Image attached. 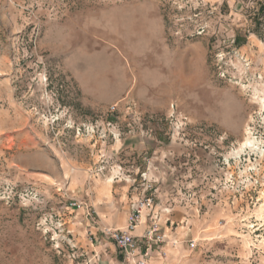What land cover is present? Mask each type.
Instances as JSON below:
<instances>
[{
    "label": "rangeland",
    "instance_id": "rangeland-1",
    "mask_svg": "<svg viewBox=\"0 0 264 264\" xmlns=\"http://www.w3.org/2000/svg\"><path fill=\"white\" fill-rule=\"evenodd\" d=\"M100 171L229 213L169 264H264V0H0V264L88 263Z\"/></svg>",
    "mask_w": 264,
    "mask_h": 264
},
{
    "label": "crops",
    "instance_id": "crops-1",
    "mask_svg": "<svg viewBox=\"0 0 264 264\" xmlns=\"http://www.w3.org/2000/svg\"><path fill=\"white\" fill-rule=\"evenodd\" d=\"M124 150L126 151V156L135 155L137 152L140 154L138 149L132 147H127ZM182 150L184 151V149ZM183 151L181 153H184ZM104 168L105 166L101 167V169ZM166 168H168V164L165 163L164 169ZM100 173L102 176L99 179H95L93 185L89 187L92 196L88 193L89 190L82 187L83 193L80 200H83L81 202L91 207L95 217L100 219L101 226L99 228L90 226L89 217L86 216L85 209L72 210L70 215L75 214L74 219L71 220L75 229V233L73 232L75 234L74 239L81 252L84 250V253L87 254L88 250H90L93 253L86 264H123L118 260L116 246L102 235L104 231L102 225L113 229L124 228L134 204L143 197V185H138V188L141 189L140 192L138 188L133 189L134 183L131 185L129 183L131 181L127 178L125 179L122 174V177H119L116 172L111 179L108 176H104L103 171H100ZM95 178H97L96 175ZM109 179L112 180L110 184L107 182ZM82 180L83 177L81 182L79 181V185L84 184ZM154 187L157 191L152 217H148L147 213L144 222H142L135 234L137 236L144 235L151 228L153 219H158L160 224L159 232L167 237L166 243L162 246V251L166 255L167 253L170 255L176 254L171 252L175 251L172 246L174 243L177 244V239L181 241H185L188 237L200 239L202 234L214 236L218 233L215 229L219 230L215 228V225L217 223L219 225L223 220H228L230 217L228 212L221 209L213 211L211 207L201 215L197 208L199 201L197 199L190 200L191 204L189 205H182L179 201L181 192L177 191L179 185L174 180H170L168 183L165 181L158 186L155 184ZM194 203H196V206ZM222 233L224 232L222 231ZM107 250L110 251V255L106 254ZM177 253H179L178 250ZM104 256H107L108 260H105ZM160 259L166 258H161L160 252L155 249L148 264H160ZM166 260L163 264H169V260Z\"/></svg>",
    "mask_w": 264,
    "mask_h": 264
},
{
    "label": "built area",
    "instance_id": "built-area-1",
    "mask_svg": "<svg viewBox=\"0 0 264 264\" xmlns=\"http://www.w3.org/2000/svg\"><path fill=\"white\" fill-rule=\"evenodd\" d=\"M144 181L143 197L134 204L125 228H107L103 231L104 236L111 240L121 254L133 264H148L155 249L160 252V255L166 256V253L162 252V246L166 243L167 237L164 234H160V224L158 219H153L151 228L148 229L144 235L137 236L135 234L139 226L142 224L143 216L145 215L146 217V214L148 213V217L151 218L155 208V194L157 191L154 187L155 184L147 179ZM68 209H85L86 216L94 219L93 210L83 202L74 200L69 204ZM68 242L73 247L77 246L69 239ZM189 243L191 247H196L197 243L195 240H192ZM174 245L176 244L174 243Z\"/></svg>",
    "mask_w": 264,
    "mask_h": 264
},
{
    "label": "bare ground",
    "instance_id": "bare-ground-1",
    "mask_svg": "<svg viewBox=\"0 0 264 264\" xmlns=\"http://www.w3.org/2000/svg\"><path fill=\"white\" fill-rule=\"evenodd\" d=\"M246 148H251V149H253V150H258L259 148H257V144H256V142L255 141H252L250 138H248V139H246L243 143H242V145H241V147H240V149L236 152V154H238L240 151H243L244 149H246ZM264 205V204H263ZM258 216L260 217V218H263V216H264V206H261V208L258 210ZM258 217V218H259ZM144 220H145V215L143 216V220H142V222H144ZM262 220V219H261ZM125 228V227H124ZM124 228H122V229H124Z\"/></svg>",
    "mask_w": 264,
    "mask_h": 264
}]
</instances>
